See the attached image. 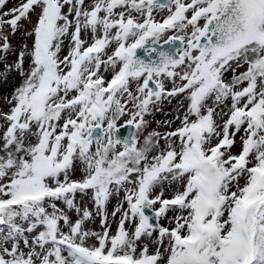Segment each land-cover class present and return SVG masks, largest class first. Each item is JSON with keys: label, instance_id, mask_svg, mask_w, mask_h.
I'll list each match as a JSON object with an SVG mask.
<instances>
[{"label": "snow or ice", "instance_id": "1", "mask_svg": "<svg viewBox=\"0 0 264 264\" xmlns=\"http://www.w3.org/2000/svg\"><path fill=\"white\" fill-rule=\"evenodd\" d=\"M0 264H264V0H0Z\"/></svg>", "mask_w": 264, "mask_h": 264}, {"label": "rangeland", "instance_id": "2", "mask_svg": "<svg viewBox=\"0 0 264 264\" xmlns=\"http://www.w3.org/2000/svg\"><path fill=\"white\" fill-rule=\"evenodd\" d=\"M156 118L157 119H163V117L162 116H159V115Z\"/></svg>", "mask_w": 264, "mask_h": 264}]
</instances>
